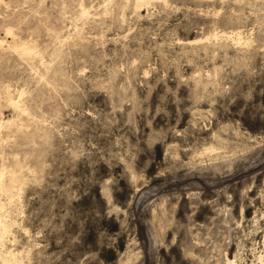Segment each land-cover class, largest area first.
<instances>
[{"label":"rangeland","instance_id":"rangeland-1","mask_svg":"<svg viewBox=\"0 0 264 264\" xmlns=\"http://www.w3.org/2000/svg\"><path fill=\"white\" fill-rule=\"evenodd\" d=\"M0 128V264H264V0H0Z\"/></svg>","mask_w":264,"mask_h":264},{"label":"bare ground","instance_id":"bare-ground-1","mask_svg":"<svg viewBox=\"0 0 264 264\" xmlns=\"http://www.w3.org/2000/svg\"><path fill=\"white\" fill-rule=\"evenodd\" d=\"M151 0H137L138 7H141L142 5L149 4ZM11 31V30H10ZM8 34H12L11 32H8ZM20 50H22L24 53H28L29 50H31L29 47L22 45L20 47ZM31 54V53H30ZM26 55V54H25ZM23 56V55H22ZM28 57V56H25ZM15 103V102H14ZM13 104V103H12ZM19 104V103H18ZM21 106V105H20ZM17 106V109L20 107ZM21 111V108H20ZM26 111V110H25ZM24 111H22L23 113ZM1 129V128H0ZM14 177V176H13ZM11 177V178H13ZM17 178V177H15ZM13 178L15 181L16 179ZM16 182V181H15ZM14 188L12 185H8L4 182V173L0 174V193H5L6 195L11 196V190ZM6 208V204L3 203L0 200V242L5 241L4 239L6 238L7 233L10 231L12 225L11 221L7 218L6 215L3 214V210ZM5 258V257H4ZM3 259V258H2ZM6 260V259H5ZM11 260V259H10ZM16 260V259H15ZM7 261V260H6ZM5 261V262H6ZM13 263V262H11Z\"/></svg>","mask_w":264,"mask_h":264}]
</instances>
